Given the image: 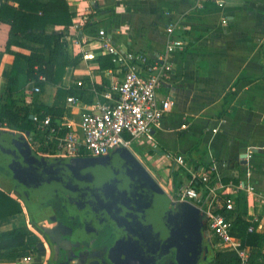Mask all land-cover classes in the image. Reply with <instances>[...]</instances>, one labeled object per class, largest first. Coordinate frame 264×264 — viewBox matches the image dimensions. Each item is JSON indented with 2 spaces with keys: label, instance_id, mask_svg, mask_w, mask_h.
Listing matches in <instances>:
<instances>
[{
  "label": "crops",
  "instance_id": "obj_1",
  "mask_svg": "<svg viewBox=\"0 0 264 264\" xmlns=\"http://www.w3.org/2000/svg\"><path fill=\"white\" fill-rule=\"evenodd\" d=\"M66 1L74 15L66 31L68 51L80 57L79 62L66 67L61 83L45 84L34 93L23 58L30 50L11 44L7 51L10 26L0 22V94L12 78L16 99L62 108V116L77 127L88 111L85 106L105 99L110 85L121 76L113 67L100 68L99 57L107 54L98 40V29L104 28L118 49L154 58L164 51L166 28L172 24L173 37L186 45L172 54L173 73L158 94L170 97L173 109L153 126L157 148L135 142L126 148L138 160H145L156 176L159 173L160 179L151 170L168 195L190 174L177 164L161 162L160 154H182L188 168L195 171L216 163L213 176L226 185V192L235 199V209L256 223L255 231L263 232L264 0H223L222 4L213 0ZM46 28L63 26L48 24ZM72 83L87 88L91 101L73 95L81 104L68 107L66 97ZM31 137L17 127L0 129V189L22 206L21 213L0 218V231L28 226L30 234L25 240L33 249L28 261L23 259L25 255L1 258L0 264H100L97 251L74 253L81 245L90 244L91 234L68 218L71 211L61 202L56 203L55 188L39 185L40 190L32 193L16 177L19 166L8 168L18 157L14 143L19 140L48 173L53 170L54 157L33 150L28 142ZM204 231L203 256L208 260L213 252L221 251L216 248L215 234L205 227ZM248 247L251 264H264V240L261 247Z\"/></svg>",
  "mask_w": 264,
  "mask_h": 264
},
{
  "label": "built area",
  "instance_id": "obj_2",
  "mask_svg": "<svg viewBox=\"0 0 264 264\" xmlns=\"http://www.w3.org/2000/svg\"><path fill=\"white\" fill-rule=\"evenodd\" d=\"M213 1L223 3V0ZM173 29L172 24L166 28L164 51L150 58L146 54L118 49L106 30L99 28L97 36L102 49L111 55L113 69L120 71L121 76L110 85L105 99H97L85 106L88 111L82 115L77 127L63 116L32 115L36 124V137H31L30 141L35 151L50 157H68L83 152L91 156H105L117 147H129L134 142L143 147L157 148L153 126L169 114L174 106L173 100L160 97L158 90L173 73L172 54L186 45L185 41L173 37ZM40 90L38 85L33 84L34 93ZM80 101L73 95L66 97L68 107L81 104ZM10 127L0 120V129ZM160 157L167 165L177 164L190 174L188 182L174 191L173 200L195 205L203 214L204 227L215 234L216 248L235 252L237 264H250L249 247L242 245L231 234L232 218L226 215V210L235 209V199L229 190L226 192V185L213 176L216 163L212 162L195 171L188 168L182 154L165 152ZM196 181L201 183L200 188L195 186ZM222 209H225L224 213ZM254 229L253 225L248 227L249 231ZM30 258V254L23 257L26 261Z\"/></svg>",
  "mask_w": 264,
  "mask_h": 264
},
{
  "label": "trees",
  "instance_id": "obj_3",
  "mask_svg": "<svg viewBox=\"0 0 264 264\" xmlns=\"http://www.w3.org/2000/svg\"><path fill=\"white\" fill-rule=\"evenodd\" d=\"M94 12L98 13L99 10L95 9ZM73 16L66 0H47L46 2L40 0H0V22H5L10 26L6 50L10 51L11 44L25 46L30 50L29 54L23 55L26 61V77L28 81L38 85L41 89H43L45 84L57 85L61 83L66 67L76 65L80 60V57L73 56L69 53L66 40V31L72 24ZM48 24L63 26V29L47 30L46 27ZM24 41L30 42L33 45H26ZM99 62L100 68L114 67L111 61V55L100 56ZM67 92L70 95L78 96L86 102L91 101L88 89L77 86L76 83H72ZM13 93V79L10 78L4 93L0 94V120L5 121L9 126L17 127L24 133L28 131L32 137H36V124L30 115L50 114L51 116H62L63 114V109L59 107L37 102L25 104L22 99H16ZM73 157L81 159L99 156H91L83 152ZM70 163L72 164L73 160ZM54 167L49 174L52 173L56 177V180L59 181H71V174L73 172L76 173L75 171L67 169L66 166L57 169ZM42 174L44 175L45 173L42 172ZM44 177L45 179L41 181L40 186L50 185V181L55 180H49L47 176ZM79 179L78 177L75 182L81 181ZM224 181L226 182L228 180L224 179ZM26 184L32 193L40 190L39 185L33 188L29 183ZM195 186L200 188L201 183L196 181ZM53 187L55 190L58 189V186ZM92 192L89 193L85 190V195L76 196L57 191L55 192L57 194L55 198L60 201L62 200L60 195H63L68 199L71 205L70 208L78 212L82 210V207H80L82 203L86 201L95 203L103 207L104 211H108V218L111 214L110 205L125 206L123 204L120 205L122 200L113 202L111 197L100 190H93ZM221 211L224 213L225 209ZM21 212L22 206L20 202L0 189V218ZM226 215L232 218L231 234L237 237L242 245L261 247L264 240V231L259 232L255 231V229L249 231L248 227L250 225L256 226V223L251 221L246 213H241L234 209L226 210ZM115 218L123 223L128 233L123 238L125 242L121 240L122 238L118 239L113 246V250L108 252V258L114 264H147L150 259H155L161 253V248L155 244L145 243L144 226L137 223L130 213L124 218L120 215ZM28 234H30V228L25 225L0 231V259L21 257L32 252L33 249L25 240ZM124 243L126 244L124 245ZM89 246L91 248V245ZM154 250L159 252L157 253ZM164 254L161 253V256L158 258L161 259ZM202 262L199 264H237L238 258L233 251H221L213 252L208 260ZM160 264H165L164 259L160 260Z\"/></svg>",
  "mask_w": 264,
  "mask_h": 264
},
{
  "label": "water",
  "instance_id": "obj_4",
  "mask_svg": "<svg viewBox=\"0 0 264 264\" xmlns=\"http://www.w3.org/2000/svg\"><path fill=\"white\" fill-rule=\"evenodd\" d=\"M78 161L75 166L80 180L94 185L113 202L122 200L120 205L125 206H118V215L124 218L130 213L137 223L144 226L146 244H155L161 248V253L174 244L177 248L176 264L198 262L203 255L204 224L203 214L195 205L188 204L181 222L169 227L162 215V209L170 203L169 195L124 146L117 147L106 156L86 157Z\"/></svg>",
  "mask_w": 264,
  "mask_h": 264
},
{
  "label": "rangeland",
  "instance_id": "obj_5",
  "mask_svg": "<svg viewBox=\"0 0 264 264\" xmlns=\"http://www.w3.org/2000/svg\"><path fill=\"white\" fill-rule=\"evenodd\" d=\"M28 142H29V145L32 147V149L35 150L33 148V146H34L33 142L32 141H28ZM14 144H15V147L17 149L18 157L16 159H13L11 161V164L7 165V166H8V168L18 167L19 166V169L16 172V177H17V179H19V181L21 183H23V185H25L26 183H29L30 186L35 188L36 185H39L41 183V181L43 179H45L44 176H47V178H49V180L50 179H53V180L55 179L54 180L55 182L54 181H50V186L53 189H54L53 186H58V189L52 190L54 192L59 191V192H65L68 195H72L73 194V195H76V196H79V195L83 196V195H85V190L87 192H89V193H93L92 192L93 190H98V189H96L94 187V185L93 186L87 185L86 181H76L77 183L75 182V180H77L78 177H79V174H78V172L76 170V166H75L76 164L79 163V161H78L79 159L77 157L74 158L73 156H68V157H54L53 158V162H54V166H55L54 168L55 169L63 167V166H66L67 169H70L71 171H75L76 172V173L73 172V174H71V181L67 180V182L66 181L63 182V181L56 180V177L54 175H51V174L47 173V169H45V167L43 166L44 164L41 163L40 159L34 158L32 156V154H31V152H29L26 149V147L23 144H21V142L19 140H16ZM131 148L134 149L135 153L140 158H143V156H142L143 154L141 155L140 151L135 149V145H133ZM72 160H73V163H72V166H71L70 162H72ZM161 162H163V161L161 160ZM140 163L147 169V171L149 173L151 172V170L155 173V170L152 167H147L148 165H147L145 160L142 159L140 161ZM66 164H68V165H66ZM20 166H21V168H20ZM42 172L45 173V174L43 175ZM11 173H13V169L11 170ZM150 174L152 175L153 173L151 172ZM1 175H3V172L0 171V177H2ZM154 176H156V173H155ZM157 176H156V178L160 179L159 173H158ZM187 182H188L187 179L184 180V181H180L179 183L176 184L177 185L176 189L179 186L185 185ZM81 186H84L85 188L81 187ZM89 195L91 196V194H89ZM171 195H172V197H171ZM96 196H98V195L96 194ZM169 197H171L170 198V203L168 204L167 207L162 209V215L164 216L165 221H167L166 223L169 226L175 227L181 222V220H182V218L184 216L187 204L184 203V202L174 201L173 199L175 197L173 196V193H170ZM116 228H117V225H116L115 229ZM111 232L112 231L110 229L109 232H108L109 234L106 235V240H110L111 239V236H112ZM121 240L123 241L124 239L122 238ZM123 242H125V241H123ZM125 244L126 243H124V245ZM97 246L101 247V246H106V245H102L101 244V245H97ZM164 253L165 254L161 257V259H164L163 257L168 255V256H166V259H167V257H169V259H171V264H176L177 248H176V246H174V244H172V246H168V249ZM160 256L161 255L159 254L155 259H150L147 264H160V260L161 259L158 258ZM200 260L204 262L206 260V257H204L202 255V257H200V259L198 260V262L196 264L201 263ZM127 264H130V263H127ZM131 264H135V263H131Z\"/></svg>",
  "mask_w": 264,
  "mask_h": 264
},
{
  "label": "flooded vegetation",
  "instance_id": "obj_6",
  "mask_svg": "<svg viewBox=\"0 0 264 264\" xmlns=\"http://www.w3.org/2000/svg\"><path fill=\"white\" fill-rule=\"evenodd\" d=\"M62 198L63 199L60 200L61 204L64 205L65 209L71 211L68 214L69 215L68 218L72 219L74 223L81 224V226L86 231H89L91 234V238H90L91 240L89 244L91 245V248L89 245L88 246L81 245L80 248L74 249L75 251L74 253L85 252V254L88 253L89 255L90 253L97 251L98 260H100V264H114V262L108 258V252L110 250H113V246L118 239L124 238L125 235L128 233L123 223L115 218L118 216V212L120 211L118 205L116 206L110 205L111 214L110 217L108 218L107 217L108 211H104L103 207L98 206L95 203L87 202V201L82 203V206H80L82 207V210L78 212L77 210H73L70 208L71 205L69 204V201L66 197H62ZM60 201H56V203ZM73 218L76 220H74ZM116 225L117 228L115 229ZM110 229L112 231L111 239L106 240V235L109 234L108 232ZM101 244L106 246H101V247L97 246ZM166 256L163 257L165 264H171V259H169V257H167L166 259Z\"/></svg>",
  "mask_w": 264,
  "mask_h": 264
}]
</instances>
